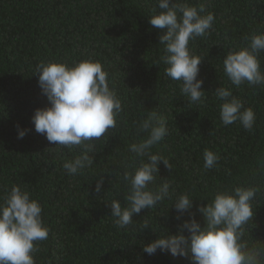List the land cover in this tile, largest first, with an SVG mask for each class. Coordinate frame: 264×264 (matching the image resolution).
Listing matches in <instances>:
<instances>
[{
    "label": "trees",
    "instance_id": "16d2710c",
    "mask_svg": "<svg viewBox=\"0 0 264 264\" xmlns=\"http://www.w3.org/2000/svg\"><path fill=\"white\" fill-rule=\"evenodd\" d=\"M187 2H205L206 11L215 14L210 33L191 43L203 58L197 78L203 80L207 102L199 107L190 105L179 83L164 75L162 62L155 64L164 55L159 38L167 31L149 23L155 0H0V198L21 185L42 204L49 237L39 243L36 264H193L190 254L143 252L161 230L175 234L191 218L188 212L180 215L170 201L134 214L137 225L151 217L143 230L117 229L110 216L109 200L126 204L127 186L118 173L124 172L121 162L129 156L128 145L141 138L138 122L151 110L167 117L170 129L153 148L173 165L170 171L161 162L160 176L171 179L178 192L194 196L190 211L201 225L205 221L197 209L216 191L259 186L246 238L264 244V170L257 166L258 155L264 153V89L247 84L236 88L223 73L228 51L246 45V36L264 29V0ZM84 59L102 63L124 111L117 128L105 133L107 139L94 141L93 167L69 176L62 164L78 150L65 148L58 154L32 123L37 108L50 106L34 71L41 61L73 64ZM221 85L231 87L256 112L253 131L238 122L222 125L221 101L212 93ZM21 129L28 131L18 138ZM205 149L220 154L217 168L204 169ZM101 178L104 183L97 192Z\"/></svg>",
    "mask_w": 264,
    "mask_h": 264
},
{
    "label": "clouds",
    "instance_id": "9594fccd",
    "mask_svg": "<svg viewBox=\"0 0 264 264\" xmlns=\"http://www.w3.org/2000/svg\"><path fill=\"white\" fill-rule=\"evenodd\" d=\"M149 23L156 29L167 31L159 38L164 55L155 63L165 65L164 75L180 86V93L190 105L197 107L207 102L203 80L198 79L202 57L195 54L191 43L206 37L213 29L215 14L206 11L205 2L198 6L187 0H155ZM248 43L228 51L223 58V73L230 85L236 88L264 89V29L258 28L245 37ZM34 73H39V85L50 106L37 108L32 116L35 131L46 135L49 143L56 145L58 154L66 148L75 152L71 159H64L63 169L69 176L83 174L95 163L94 141L107 139L105 133L117 128L124 111L122 100L110 87L109 73L100 61L84 59L69 64L62 61H41ZM218 101L219 119L224 126L239 123L253 131L257 114L245 107L242 98L233 94L231 87L219 86L212 92ZM28 129H21L23 138ZM167 117L156 110L147 112L137 125L141 138L127 147L129 156L121 162L124 169L119 178L127 186L126 204L111 199L112 223L117 229L143 230L152 223L146 216L140 225L134 214L142 209H155L165 201L175 206L190 219L178 226L175 234L160 231L157 239L144 245L143 252L153 255L157 250L169 252L173 257L189 256L193 264H264V244L250 242L246 230L255 214L254 202L259 186L238 185L216 191L206 205L197 211L205 221L196 219L193 195L178 192L174 182L160 176V163L171 171L170 160L153 148L168 135ZM221 156L212 149L203 152L204 169L219 166ZM259 170H264V153L257 158ZM231 175V170H228ZM103 178L96 184L100 192ZM180 217L178 216V219ZM155 229V226H154ZM187 232V234H185ZM49 228L43 219V206L38 199L21 185H13L0 198V264H36L39 243L47 240Z\"/></svg>",
    "mask_w": 264,
    "mask_h": 264
}]
</instances>
